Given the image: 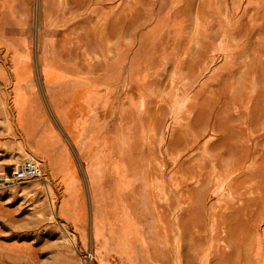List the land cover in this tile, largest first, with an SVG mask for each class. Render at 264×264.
I'll list each match as a JSON object with an SVG mask.
<instances>
[{
	"label": "rangeland",
	"instance_id": "obj_1",
	"mask_svg": "<svg viewBox=\"0 0 264 264\" xmlns=\"http://www.w3.org/2000/svg\"><path fill=\"white\" fill-rule=\"evenodd\" d=\"M89 255L264 264V0H0V264Z\"/></svg>",
	"mask_w": 264,
	"mask_h": 264
},
{
	"label": "built area",
	"instance_id": "obj_2",
	"mask_svg": "<svg viewBox=\"0 0 264 264\" xmlns=\"http://www.w3.org/2000/svg\"><path fill=\"white\" fill-rule=\"evenodd\" d=\"M44 176L43 168L40 163L33 157H28L19 163L13 170L10 178L3 181L6 184H13L19 182H27L41 179ZM91 264L99 263L93 255H89Z\"/></svg>",
	"mask_w": 264,
	"mask_h": 264
}]
</instances>
